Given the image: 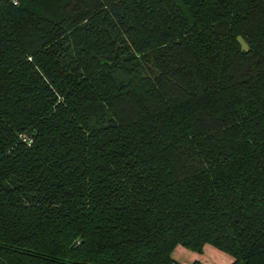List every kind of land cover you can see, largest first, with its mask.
Here are the masks:
<instances>
[{
    "label": "trees",
    "instance_id": "1",
    "mask_svg": "<svg viewBox=\"0 0 264 264\" xmlns=\"http://www.w3.org/2000/svg\"><path fill=\"white\" fill-rule=\"evenodd\" d=\"M206 244L264 264V0H0V264Z\"/></svg>",
    "mask_w": 264,
    "mask_h": 264
},
{
    "label": "rangeland",
    "instance_id": "2",
    "mask_svg": "<svg viewBox=\"0 0 264 264\" xmlns=\"http://www.w3.org/2000/svg\"><path fill=\"white\" fill-rule=\"evenodd\" d=\"M172 257L176 264H192L193 262L229 264L232 261V257L229 254L209 244H206L201 251L177 245L172 252Z\"/></svg>",
    "mask_w": 264,
    "mask_h": 264
},
{
    "label": "water",
    "instance_id": "3",
    "mask_svg": "<svg viewBox=\"0 0 264 264\" xmlns=\"http://www.w3.org/2000/svg\"><path fill=\"white\" fill-rule=\"evenodd\" d=\"M236 40H237V43L239 44L240 49L242 51L248 50L249 46H248L247 42L240 35L237 36Z\"/></svg>",
    "mask_w": 264,
    "mask_h": 264
},
{
    "label": "built area",
    "instance_id": "4",
    "mask_svg": "<svg viewBox=\"0 0 264 264\" xmlns=\"http://www.w3.org/2000/svg\"><path fill=\"white\" fill-rule=\"evenodd\" d=\"M8 2H11L13 5H16L18 3V0H5ZM28 142H31V140H28Z\"/></svg>",
    "mask_w": 264,
    "mask_h": 264
}]
</instances>
